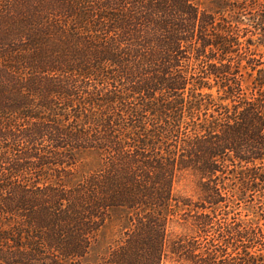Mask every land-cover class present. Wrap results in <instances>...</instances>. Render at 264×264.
<instances>
[{
    "label": "trees",
    "instance_id": "16d2710c",
    "mask_svg": "<svg viewBox=\"0 0 264 264\" xmlns=\"http://www.w3.org/2000/svg\"><path fill=\"white\" fill-rule=\"evenodd\" d=\"M206 1L0 0V264H264V0Z\"/></svg>",
    "mask_w": 264,
    "mask_h": 264
},
{
    "label": "rangeland",
    "instance_id": "374dc122",
    "mask_svg": "<svg viewBox=\"0 0 264 264\" xmlns=\"http://www.w3.org/2000/svg\"><path fill=\"white\" fill-rule=\"evenodd\" d=\"M205 6L208 9H211V5H210V3H208V1H206ZM93 161L95 162V160L93 158L89 159V158L82 156L80 158L79 170L86 171L90 166H94L95 163ZM175 193H176V195L193 198L195 194H194V185H193V182L191 181V179H189L188 177L182 178L175 185ZM113 228H114V226H108L104 230V233L107 237V240H109L110 237L113 236L114 231H115ZM170 231H172V233H174V234H179V233L183 232L184 230L182 229V227L180 225H178L177 223H174L172 225V227L170 228ZM89 258H90L89 264H97V260H96L95 256H91Z\"/></svg>",
    "mask_w": 264,
    "mask_h": 264
}]
</instances>
